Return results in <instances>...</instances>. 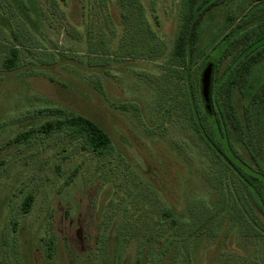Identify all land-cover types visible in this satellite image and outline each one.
Wrapping results in <instances>:
<instances>
[{"label": "rangeland", "instance_id": "374dc122", "mask_svg": "<svg viewBox=\"0 0 264 264\" xmlns=\"http://www.w3.org/2000/svg\"><path fill=\"white\" fill-rule=\"evenodd\" d=\"M119 2L0 0V46L25 53L16 71L0 73V264H107L108 255L129 264L138 243L178 244L169 264H264L254 188L188 128L199 120L194 75L206 63L220 60L221 73L246 62L259 44L235 41L244 27L232 23L236 8L210 0L201 7L191 66H178L170 53L181 0ZM249 71L233 93L240 117L264 84V56ZM53 108L97 122L111 147L102 155L83 150L65 130L10 142L62 115ZM257 116L264 154V104ZM27 194L33 202L22 213ZM163 204L186 217L197 240H183L181 226L165 238Z\"/></svg>", "mask_w": 264, "mask_h": 264}, {"label": "trees", "instance_id": "16d2710c", "mask_svg": "<svg viewBox=\"0 0 264 264\" xmlns=\"http://www.w3.org/2000/svg\"><path fill=\"white\" fill-rule=\"evenodd\" d=\"M59 1L64 2L65 0ZM100 1L105 3V0ZM130 1L133 0H120L119 3ZM207 1L210 0H181L180 2L175 36L170 53V58L178 66L188 68L191 66L190 58L194 47L196 27L201 15L202 5L208 7L206 5ZM228 2L233 4L232 8L237 10V12L235 11L236 14L232 15V23L236 22V27L244 26L242 30L238 31L239 33L235 32L234 40L237 41V36H239L243 41H250L249 46L257 43L259 46L255 52L252 51L253 49L251 50V56L247 58L246 62L228 65L227 69L221 73H219L220 60L211 63L208 108L200 91V75L203 68L197 75H194L191 79L192 107L199 114V120L198 123L189 120L188 128L194 133L202 146L214 154L216 160L239 179L242 185L254 188L258 196L255 205L258 215L254 218V226L260 229L264 236V154L259 139L263 131L258 130L257 125V115L264 104V84L256 88L251 94L246 107L243 109V117L239 116L233 102L234 89L245 86L251 64L259 57L264 56V0H212L209 4L213 6L216 3ZM234 43L230 42L227 50L234 48ZM226 51L221 56H224ZM21 53H24L23 50L15 45L2 44L0 46V73L10 71L13 73L16 71L20 65ZM50 63L54 64L52 61ZM214 83L216 84L214 85ZM53 110L60 112L62 115L45 120L35 127L17 133L10 139V142L27 141L37 133L50 135L65 130L72 138L80 141V147L83 150L102 155L111 147L109 133L91 118L81 114L67 115L61 109L53 108ZM197 139H195V143H199ZM237 148L246 150L247 156H242ZM234 160L238 161L239 165L234 164ZM251 171L255 175H252ZM32 202L33 196L31 194L25 195L21 201V212H28ZM157 212L159 227L164 230L168 229L164 233L167 240L173 237V232L170 231L180 226L182 227L181 238L183 240L188 241L190 237L197 240V235H190L189 227L184 225L186 217L182 215L179 218L172 214V209L165 204ZM164 224L169 225V227H165ZM200 224L205 225L203 221L198 225L201 226ZM246 234L247 232H244L242 235ZM178 235L179 233H177ZM214 235L212 233L209 236L215 237ZM138 245L139 243L136 246L134 260L129 264H169L168 261L175 255V247L178 244L169 243L168 246L161 248L148 247L143 249H140ZM54 247V239L52 237L46 239L47 256L51 257L53 255ZM107 260V264H128L122 260L115 262L114 256L110 258V255L107 256Z\"/></svg>", "mask_w": 264, "mask_h": 264}, {"label": "water", "instance_id": "95a60500", "mask_svg": "<svg viewBox=\"0 0 264 264\" xmlns=\"http://www.w3.org/2000/svg\"><path fill=\"white\" fill-rule=\"evenodd\" d=\"M211 63L205 65L201 71L200 75V91L204 101L207 103L206 107H209V86H210V76H211Z\"/></svg>", "mask_w": 264, "mask_h": 264}]
</instances>
